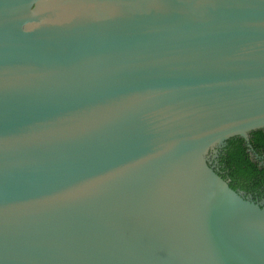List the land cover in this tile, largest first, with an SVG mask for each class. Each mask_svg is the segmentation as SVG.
Instances as JSON below:
<instances>
[{"label": "water", "instance_id": "obj_1", "mask_svg": "<svg viewBox=\"0 0 264 264\" xmlns=\"http://www.w3.org/2000/svg\"><path fill=\"white\" fill-rule=\"evenodd\" d=\"M263 128L264 0H0V264H264Z\"/></svg>", "mask_w": 264, "mask_h": 264}, {"label": "trees", "instance_id": "obj_2", "mask_svg": "<svg viewBox=\"0 0 264 264\" xmlns=\"http://www.w3.org/2000/svg\"><path fill=\"white\" fill-rule=\"evenodd\" d=\"M256 139L262 142L260 133L256 134ZM252 141L250 139L252 147L260 144L259 141ZM218 164L223 166V169L227 172L226 177L229 179V183H233L240 188L256 186L258 175L263 174V171L258 170L256 165L248 159L243 141L239 138H231L226 141L225 147L219 154ZM220 170L222 169L220 168ZM229 186L231 187V185Z\"/></svg>", "mask_w": 264, "mask_h": 264}, {"label": "flooded vegetation", "instance_id": "obj_3", "mask_svg": "<svg viewBox=\"0 0 264 264\" xmlns=\"http://www.w3.org/2000/svg\"><path fill=\"white\" fill-rule=\"evenodd\" d=\"M259 131V132H257ZM260 133L262 136V142L256 139V134ZM247 142L243 141V145L245 147V153L248 156V159L254 163L257 167L258 170L263 171V174L258 175L259 177L257 178V185L256 186H250L246 188H240L239 186H236L235 184H230L229 179L226 177L227 172L223 169V166H220L218 164V157L219 154L222 152L223 148L226 145L225 143L217 150L216 157L211 160V165L213 166V169L215 172H217L219 175L224 177L223 179L228 185H231V188H233L236 192L241 193V195L247 199L252 201L254 204H258L261 207H264V128L263 129H258L254 131H250L247 133ZM238 138V137H234ZM250 139L253 140L252 142L259 141L260 144H257L255 147H252L250 144ZM220 168L222 170H220Z\"/></svg>", "mask_w": 264, "mask_h": 264}]
</instances>
